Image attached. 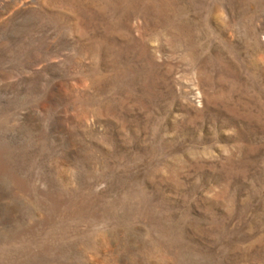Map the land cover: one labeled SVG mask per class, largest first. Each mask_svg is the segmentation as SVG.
Here are the masks:
<instances>
[{
    "label": "rangeland",
    "instance_id": "374dc122",
    "mask_svg": "<svg viewBox=\"0 0 264 264\" xmlns=\"http://www.w3.org/2000/svg\"><path fill=\"white\" fill-rule=\"evenodd\" d=\"M0 264H264V0H0Z\"/></svg>",
    "mask_w": 264,
    "mask_h": 264
}]
</instances>
